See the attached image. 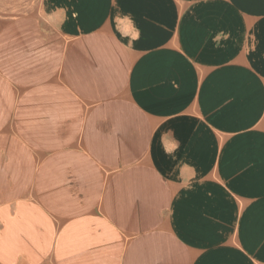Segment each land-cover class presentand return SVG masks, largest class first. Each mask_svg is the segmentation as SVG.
Returning a JSON list of instances; mask_svg holds the SVG:
<instances>
[{"label":"crops","instance_id":"0c3cea01","mask_svg":"<svg viewBox=\"0 0 264 264\" xmlns=\"http://www.w3.org/2000/svg\"><path fill=\"white\" fill-rule=\"evenodd\" d=\"M0 264H264V0H0Z\"/></svg>","mask_w":264,"mask_h":264}]
</instances>
